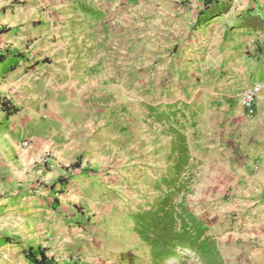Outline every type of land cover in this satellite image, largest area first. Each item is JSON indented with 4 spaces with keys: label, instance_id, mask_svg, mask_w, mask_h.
<instances>
[{
    "label": "rangeland",
    "instance_id": "rangeland-1",
    "mask_svg": "<svg viewBox=\"0 0 264 264\" xmlns=\"http://www.w3.org/2000/svg\"><path fill=\"white\" fill-rule=\"evenodd\" d=\"M197 3L44 0L65 17V53L32 88L35 126L48 142L40 165L61 159L55 197L69 191L86 215L88 245L70 254L72 264L79 256L81 264H264V82L252 116L239 93L233 103L247 124L220 122L217 137H184L182 165L166 166V99L206 96L198 73L184 87L177 52L186 34L179 19ZM248 17L264 31V19Z\"/></svg>",
    "mask_w": 264,
    "mask_h": 264
},
{
    "label": "crops",
    "instance_id": "crops-1",
    "mask_svg": "<svg viewBox=\"0 0 264 264\" xmlns=\"http://www.w3.org/2000/svg\"><path fill=\"white\" fill-rule=\"evenodd\" d=\"M197 2L196 12L179 19L186 34L179 39L177 52L188 73L184 87L192 88L198 73L206 96L199 104L193 99L173 103L166 99L160 119L169 143L167 167L182 165L178 146L186 142L184 137H217L220 122L247 124L233 103L244 87L264 82V31L248 17L264 19V0H220L224 12L211 16L201 0ZM64 19L47 10L44 0H0V264H33L23 246L45 256L54 254L47 258L53 264H72L70 254L81 255L88 245L86 215L69 203L76 196L68 191L55 197L56 185L51 182L61 159L48 160L47 169L40 165L48 142L35 126L39 111L32 88L65 53ZM259 98L262 103L264 90ZM206 119L211 122L200 129L197 122ZM226 134L233 137L236 130ZM82 262L79 256L77 264Z\"/></svg>",
    "mask_w": 264,
    "mask_h": 264
},
{
    "label": "built area",
    "instance_id": "built-area-1",
    "mask_svg": "<svg viewBox=\"0 0 264 264\" xmlns=\"http://www.w3.org/2000/svg\"><path fill=\"white\" fill-rule=\"evenodd\" d=\"M263 87L262 83H253L246 86L238 94V103L243 108L246 115L252 116L255 112L257 97ZM27 140H22V145H26Z\"/></svg>",
    "mask_w": 264,
    "mask_h": 264
},
{
    "label": "trees",
    "instance_id": "trees-1",
    "mask_svg": "<svg viewBox=\"0 0 264 264\" xmlns=\"http://www.w3.org/2000/svg\"><path fill=\"white\" fill-rule=\"evenodd\" d=\"M203 2V8L207 12L208 16L221 14L224 12L225 7L223 3L219 4L220 0H201ZM5 104V101H3ZM29 249V259L33 262V264H51L46 257L43 255L42 251L39 253V257L35 256L30 252Z\"/></svg>",
    "mask_w": 264,
    "mask_h": 264
}]
</instances>
